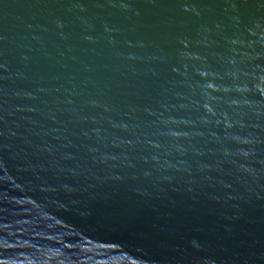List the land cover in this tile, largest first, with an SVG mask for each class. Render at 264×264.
<instances>
[{
  "label": "water",
  "instance_id": "obj_1",
  "mask_svg": "<svg viewBox=\"0 0 264 264\" xmlns=\"http://www.w3.org/2000/svg\"><path fill=\"white\" fill-rule=\"evenodd\" d=\"M0 264H264V0H0Z\"/></svg>",
  "mask_w": 264,
  "mask_h": 264
}]
</instances>
